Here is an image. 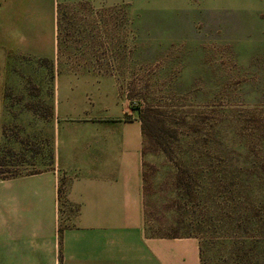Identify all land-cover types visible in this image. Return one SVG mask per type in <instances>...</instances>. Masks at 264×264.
Listing matches in <instances>:
<instances>
[{
    "label": "rangeland",
    "instance_id": "1",
    "mask_svg": "<svg viewBox=\"0 0 264 264\" xmlns=\"http://www.w3.org/2000/svg\"><path fill=\"white\" fill-rule=\"evenodd\" d=\"M21 8L0 2V180L51 164L52 65L32 53L49 13ZM62 8L58 50L108 54L91 13ZM111 25L118 87L148 121L149 235L198 239L202 264H264V0H117Z\"/></svg>",
    "mask_w": 264,
    "mask_h": 264
},
{
    "label": "crops",
    "instance_id": "2",
    "mask_svg": "<svg viewBox=\"0 0 264 264\" xmlns=\"http://www.w3.org/2000/svg\"><path fill=\"white\" fill-rule=\"evenodd\" d=\"M0 2L1 13L21 5L49 13L45 35L34 37L45 46L32 53L51 62L53 76L51 164L0 180V264H201L198 239L148 233L141 122L110 66L117 0ZM63 6L91 13L108 54L96 55L92 39L83 57L58 50ZM18 41L7 45L19 50Z\"/></svg>",
    "mask_w": 264,
    "mask_h": 264
},
{
    "label": "trees",
    "instance_id": "3",
    "mask_svg": "<svg viewBox=\"0 0 264 264\" xmlns=\"http://www.w3.org/2000/svg\"><path fill=\"white\" fill-rule=\"evenodd\" d=\"M61 20L58 19V25L60 24ZM59 37V35H58ZM59 40V38H58ZM139 118H140V122H141V129H142V135L144 137V139L146 137H149V133H148V121H147V116L145 114V112L142 110L140 111L139 113ZM143 154H144V147H143V150H142ZM34 173V172H32ZM180 182H183L182 179H178ZM145 174H144V171H143V192H144V203H145V197H146V187H145ZM145 212V210H144ZM145 215H146V212H145ZM150 236H158V237H166V238H174L176 237V235H173V234H169V235H157V234H150ZM200 258H201V264L203 263V257H202V244L200 243Z\"/></svg>",
    "mask_w": 264,
    "mask_h": 264
}]
</instances>
